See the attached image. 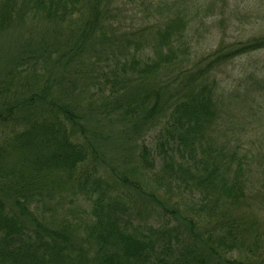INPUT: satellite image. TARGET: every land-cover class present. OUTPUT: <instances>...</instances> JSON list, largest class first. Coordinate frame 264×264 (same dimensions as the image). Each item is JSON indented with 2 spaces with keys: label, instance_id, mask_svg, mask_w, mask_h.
Returning <instances> with one entry per match:
<instances>
[{
  "label": "trees",
  "instance_id": "obj_1",
  "mask_svg": "<svg viewBox=\"0 0 264 264\" xmlns=\"http://www.w3.org/2000/svg\"><path fill=\"white\" fill-rule=\"evenodd\" d=\"M202 10L0 0V264H264L262 112L216 74L264 35L196 55Z\"/></svg>",
  "mask_w": 264,
  "mask_h": 264
},
{
  "label": "rangeland",
  "instance_id": "obj_2",
  "mask_svg": "<svg viewBox=\"0 0 264 264\" xmlns=\"http://www.w3.org/2000/svg\"><path fill=\"white\" fill-rule=\"evenodd\" d=\"M190 1L199 8L201 7V10L204 7L200 12L201 16L204 11L211 8L209 13L207 10L208 14L203 17L204 20L201 23H195L191 32L193 53L196 55L211 52L220 45L244 43L247 40L264 35V0H222L221 3L219 0ZM211 5H214V7ZM9 36L10 38L3 35L0 36V39L4 37L7 43L17 37L14 33ZM4 46L3 44L2 47ZM216 74L221 81L225 94H232L231 92L235 91L241 95L248 92L249 94L246 95L244 100L251 101L247 103L248 106L253 102H257L264 118V86L261 90L256 87L252 90L246 88L254 79L264 81V50L238 57L229 62L224 68H221ZM248 110L249 107L243 111L246 114V112H250ZM235 113L238 115L239 111ZM248 119H241L245 130L242 132L243 134L238 136L240 137L239 144H243L248 140L249 142L255 141L258 133L264 136V120L261 119L259 122L255 120L254 127L256 131H254L252 126L247 124L249 123ZM254 188H264V175L252 174L248 189ZM254 207L260 208L261 205L256 203ZM263 209L261 207L259 209L261 211L257 212L263 213ZM252 212L257 215L256 211Z\"/></svg>",
  "mask_w": 264,
  "mask_h": 264
}]
</instances>
